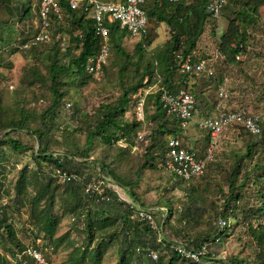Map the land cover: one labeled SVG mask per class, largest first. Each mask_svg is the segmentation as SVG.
<instances>
[{
	"label": "rangeland",
	"instance_id": "374dc122",
	"mask_svg": "<svg viewBox=\"0 0 264 264\" xmlns=\"http://www.w3.org/2000/svg\"><path fill=\"white\" fill-rule=\"evenodd\" d=\"M192 1L184 0V3L188 4ZM243 1L249 5L254 3L253 0ZM38 4L39 0H0V117L3 122L9 123L20 120L21 113L26 116L25 129L12 132L9 137L27 145L30 149L22 154L4 150L7 160L0 164V211L5 210L19 240L25 245H32L35 242L50 264H65L73 248H84L86 245L85 236L82 233V222L73 218L67 211L69 205L65 202L67 198L63 191L65 185L54 178H52L53 186L56 187L55 191L59 199L56 200L53 211L58 215L59 221L51 244L45 237H41L42 234H39L36 229L31 230L32 221L26 200L19 203L16 209L7 208L9 204L11 206L14 204V186L21 171H27L28 180L31 182L26 192L29 196L34 194L37 188L35 178L39 177L32 178L39 172L35 155L39 148L45 147L47 154L69 158L71 154L75 155L72 158L74 161L72 167L80 172L79 175L76 174L78 181L73 183L76 187L100 184L102 194L106 197V190H111L117 196L118 203H134L155 211L159 208L171 210V214L165 216L166 228L162 230L160 236L165 237L170 241L169 243L206 235L212 238L218 226V213L223 210L221 191L226 193L227 178L237 162V157L244 154L252 138L237 128L225 130L212 151V161L208 164L205 174L190 184L177 182L163 169L161 154H155L156 159L151 163H146L145 160L150 135L154 134V128L150 131L145 125L146 122L151 121L155 111L152 101L146 100L147 96L154 94L158 87V84H152L145 89L149 90L145 97L143 92L139 93L143 89L131 95L121 117L122 123H139L132 141L128 144L121 140L113 144H104L96 138L87 153L89 158L86 161L81 159L80 154L86 147L87 124L85 122L91 121L99 106L115 103L124 89L136 84L148 64L151 63L157 67L155 55L165 49L170 37L169 28L156 20H150V33L142 54H139L136 49L138 39L125 35L120 43L115 41L128 58L119 55L114 44L109 40V63L99 79L91 77L85 85L79 86L74 78L64 76L62 78L64 85L58 87L63 97L50 115L47 110L54 102V95L47 78L49 57L55 58L58 62H64L66 49L72 47L70 38L74 32L69 21L63 19L61 34L57 40L52 39L48 45L41 46L37 51H24L20 44L16 43V34L24 29L25 23H32ZM148 4H151V1ZM28 8L29 14L24 17L23 13ZM230 9H236V7L231 6ZM257 13L258 21L253 27L248 28L253 39L247 47V53L242 56L240 65L224 67L216 50V35L221 34L227 27V17L224 13L220 14L216 24L205 27L204 34L196 43L195 53L198 58L210 60L209 65L214 70V76L210 79L202 75L190 77L189 82L193 84L189 87H197L196 90L189 88L197 99V106H199L198 101L204 106L215 107L219 104L217 89L223 85L230 96L227 103L229 106L246 109L264 121V97H261L262 94L264 95V4L258 7ZM73 81L74 84H72ZM139 94L144 97L145 122H137L134 116L135 99L132 98L133 95ZM67 104L70 106L68 107ZM199 118L201 117L195 116L194 121L181 128L183 130L178 136L184 145L201 156L212 141L210 143L204 132L195 125ZM45 124H49L50 134L45 142L40 144L34 134L47 127ZM2 129L3 126L0 123V139H3L10 131ZM138 134L143 137L142 141L138 140ZM117 135V131L109 130V136L112 138ZM168 137V135L163 137L164 147ZM99 163L107 165L115 177L108 175L106 171L101 173ZM151 164L153 168L150 167ZM249 164V161L243 163L241 173ZM43 171L47 174L45 168ZM130 190L135 194L136 199L132 198ZM253 190L255 193L256 188ZM251 193H247L246 198L250 197L253 204L257 203L258 198ZM91 195L98 198L96 194ZM187 210L195 214L189 220L186 218ZM226 222L227 226H230L227 229L228 236L223 238L221 245L211 246L208 249L210 256L207 254L206 257L212 261L205 260V263L228 264L227 261L231 258L252 262L256 248L246 228L243 224H237V221ZM251 222L264 224V216ZM27 232L31 233L26 235ZM61 237L64 241L55 248L56 240ZM121 248V239L113 242L105 251L101 264H118ZM158 254L163 257L162 264H166L171 255L163 250L158 251ZM129 264L157 263L149 260L140 250L136 255L131 256ZM176 264L187 263L179 261Z\"/></svg>",
	"mask_w": 264,
	"mask_h": 264
},
{
	"label": "trees",
	"instance_id": "16d2710c",
	"mask_svg": "<svg viewBox=\"0 0 264 264\" xmlns=\"http://www.w3.org/2000/svg\"><path fill=\"white\" fill-rule=\"evenodd\" d=\"M150 1L151 4H148ZM253 2L252 5H249L243 0H227L222 8L221 15L224 13V16L227 17V27L221 34H215V40L217 43L216 50L219 56L222 57L221 65L224 67L240 65L241 62L236 60V57L238 55L245 56L247 53V47L253 39L248 28L253 27L258 21V7L264 4V0H253ZM206 4L207 0H193L188 4H185L184 0H179L175 3L168 0H147L143 9L148 19V34L144 40L138 42L136 45L137 52L142 54L146 48L145 41L150 33V20H156L158 23L165 24L169 28L170 37L165 45V49L160 54L155 55L156 62L158 63L157 67L151 63L148 64L141 79L136 84L124 89L115 103L99 106L91 121L85 122L87 124L85 127L86 147L80 154L81 159L86 161L89 158L87 153L96 138L104 144H113L118 140L126 144L130 143L132 137L135 136L139 123H122L121 117L128 106L131 95L140 89H146L152 84H158L160 90L154 94H149L146 98V100L152 101L155 111L153 116H151V121H149L151 127H148V129L151 131L154 128V134L150 135V144L146 147L145 160L146 163H151L156 159L155 154H161L163 169L169 174L164 167L166 143L164 147V143L162 142L163 137L166 135L178 136L179 132L183 129L178 127L179 122L176 119L165 115L161 109L159 98L161 90L170 93H175L180 89L191 91L189 89L191 87L185 83L186 79L180 75L178 76L177 69L179 64L176 53H180L185 57L192 51H195L196 43L204 34L205 27H209L210 24L214 25L216 22L207 13ZM61 5L64 9L63 19L69 21L68 23L74 33L70 38L72 47L66 49V60L64 62H58L55 58L49 57L50 63L47 66V78L54 95V102L47 110V113H50V115L57 108L56 106L63 97L58 87L64 85L62 82L64 76L74 78V81H78L77 84L79 86L85 85L91 79V76L85 72V63L89 56L98 51L100 43V39L94 34V23L92 20L86 18L81 11L69 10L63 2H61ZM146 5L147 7H145ZM231 6L236 7V9H230ZM29 11L30 9L28 8L23 13V16H27ZM24 26V29H21L16 34V43L20 44V46L26 41L24 33L28 23H25ZM108 28L110 43L114 44L119 55L128 58L121 46L115 44L116 42L120 43L127 34L119 31L117 24L109 25ZM213 31L215 33L216 29L214 28ZM49 34L50 41L48 43L40 44L24 51H37L41 46L48 45L52 39L57 40V37L61 34V26L52 21ZM145 78L146 83H144ZM74 81L72 84H74ZM191 89L196 90L197 88L196 86H192ZM261 97H264V95L262 94ZM227 103L228 100L226 101V109L229 111L241 109L237 107L232 108ZM68 105L70 106V104ZM25 121L26 116L22 113L20 120L10 121L9 123L3 122L0 117V123L3 126L2 130H10L3 139H0V164L7 160L4 150H8L14 154H22L30 150L27 145L9 137L12 132L23 131L25 129ZM171 121L174 122L172 123ZM48 125L45 124L47 127L34 134L35 139L40 144H43L50 134ZM230 128H237L245 132L238 126H229L227 129ZM109 130L117 131L118 135L112 138L109 136ZM205 135L211 143L209 135ZM248 136L252 140L247 144L244 154L237 157V162L227 178V191L226 193L221 191L223 210L218 213L217 221H224L226 226L221 228L218 224L212 238H210V235H206L204 237L198 236L197 238L183 240L182 242L169 243L170 241L166 240L165 237H160L162 230L166 228L167 221L162 218L158 210L163 209L166 215H170L171 210L159 208L155 211L140 206L143 210H149L150 215L154 218L158 231L153 230L146 220L140 218L136 209L137 205L126 202L118 203L117 196L111 190H106V198L110 200L107 202L105 200H97L95 196L85 194V186L76 187L73 183H64L65 188L63 191L65 192L64 195H67L65 202L69 205L67 211L73 218L82 222V233L86 241L84 248L76 247L72 249L65 264H101L107 248L113 242L120 239L122 248L119 250L120 257L118 264H129L131 256L136 255L140 250L144 252L149 260L151 259L148 256L149 251L157 253V259L153 260L157 264H162L163 257L158 254V251L161 250L171 254L166 264H176L179 261L187 264H206L205 260H212H208L207 257L200 263L185 260L176 254L173 246L175 244H183L194 250H198L204 243L208 245V249L211 246L221 245L223 238L228 236L227 229L230 226H227L226 221L229 220L237 221V224L244 225L249 238L255 245L256 252L252 262L231 258L227 263L264 264V224L261 222L253 224L251 222V220H258L259 217L264 216V121L262 122L261 134L258 137ZM4 146L5 149H3ZM183 146L188 148L184 143ZM36 153L35 160L38 161L39 172L33 175L32 178L39 177L35 178L37 188L34 194L29 196L26 192L31 182L28 180L27 171H21L14 186V204L13 206L9 204L7 208L14 207L16 209L19 203L26 200L29 204L30 219L32 221L31 230L36 229L39 234H42L41 237H45L51 244L59 221L58 215L53 211L56 206V200L59 197L56 195V187L53 186L52 178L54 177L51 175L50 167H56L74 175H79L80 172L78 169L72 167L74 162L72 158L75 157L73 154L70 155V158L47 154L46 147L39 148ZM245 161H249L250 164L241 173L242 165ZM98 165L101 173L106 171L108 175L115 177L113 171L107 165H103L102 163ZM152 165H150L151 168H153ZM43 168L47 170V174L43 171ZM169 175L182 184H190L195 181H184L174 175ZM128 185L130 186L131 184ZM254 188H256L255 193ZM250 192H252L251 195L258 198L257 203L253 204L250 201V197L246 198L247 193ZM129 193L133 199H136L135 194L131 190ZM191 198L193 197L191 196ZM191 204H194V202H191ZM192 215H195L194 212L187 210L186 218L188 220ZM30 233L27 232L26 235ZM215 238H220L218 244L213 243ZM63 241V237L58 238L55 248L59 247ZM25 246L24 242L17 237L16 230L5 210L0 211V264H12L9 261V257L15 253H21ZM32 246L38 248L35 242L32 243ZM38 249L42 253V250ZM42 256L47 260L44 253H42Z\"/></svg>",
	"mask_w": 264,
	"mask_h": 264
},
{
	"label": "built area",
	"instance_id": "2783aa9c",
	"mask_svg": "<svg viewBox=\"0 0 264 264\" xmlns=\"http://www.w3.org/2000/svg\"><path fill=\"white\" fill-rule=\"evenodd\" d=\"M168 1L175 3L179 0ZM226 1H207L206 10L211 19L218 21ZM61 2L71 11H81L86 18L94 23V34L100 39L99 49L87 58L85 72L95 79H99L109 63V25L117 24L119 31L125 32L131 38L138 39L139 42L144 40L148 34V19L143 9L147 0H39L34 19L25 29L26 41L21 46L23 50L50 41L49 28L51 22L53 21L60 26L63 22L64 9ZM218 31L220 30L218 29ZM242 56L238 55L236 60L241 61ZM176 58L179 64L177 73L186 79L187 85L190 77L202 75L210 79L214 76V70L209 65L210 60L198 58L195 51L185 57L176 53ZM220 59H222L221 56ZM159 90L157 87L155 91L158 92ZM142 92L145 97L149 90L143 89L139 93L142 94ZM140 94L133 95L132 98L135 99L134 116L137 122H145L144 97ZM217 97L220 103L215 106L214 115L201 117L195 122L197 128L209 135L212 141L203 155L200 156L194 150L185 148L179 136H169L166 139L164 167L169 174L184 181L196 180L203 176L208 164L212 161V151L216 147L218 139L229 126H238L252 137H258L261 134L263 120L246 109L241 108L236 111L226 109L229 94L223 85L218 87ZM159 103L167 117L174 118L179 122V128H184L189 122L194 121V117L198 114L196 97L188 89H180L175 93L161 90ZM67 106L69 107L68 104ZM145 125L146 128L151 127L150 122H146ZM142 139L143 137L138 134V140L142 141ZM50 170L51 175L61 183L78 181L76 175L69 174L62 169L50 167ZM84 192L88 195L96 194L97 200L108 201V198L102 194L100 184H88L85 186ZM136 209L140 218L146 220L153 230L158 231L150 211L143 210L140 206H136ZM158 211L165 219L166 212L163 209ZM218 224L221 228L226 226L224 221H219ZM219 242L220 238H215L213 241L214 244ZM173 250L185 260L200 263L208 254V245L204 243L198 250H194L183 244H175ZM148 256L152 260L157 259V253L153 251H149ZM9 261L12 264H49L40 250L32 245H26L21 253H15L9 257Z\"/></svg>",
	"mask_w": 264,
	"mask_h": 264
},
{
	"label": "crops",
	"instance_id": "0c3cea01",
	"mask_svg": "<svg viewBox=\"0 0 264 264\" xmlns=\"http://www.w3.org/2000/svg\"><path fill=\"white\" fill-rule=\"evenodd\" d=\"M190 84L192 85L193 83L189 82L188 85H190ZM198 102H199V106H197V109H198V114L196 115L197 118L198 117H205V116H212V115H214V113H215V111H214L215 110V107L214 106H211V105L204 106V104H200V101H198Z\"/></svg>",
	"mask_w": 264,
	"mask_h": 264
}]
</instances>
